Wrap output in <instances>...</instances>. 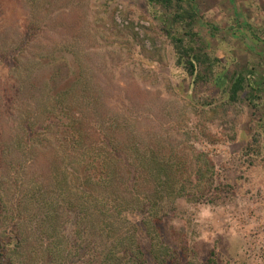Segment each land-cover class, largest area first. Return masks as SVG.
Returning <instances> with one entry per match:
<instances>
[{"label": "rangeland", "instance_id": "374dc122", "mask_svg": "<svg viewBox=\"0 0 264 264\" xmlns=\"http://www.w3.org/2000/svg\"><path fill=\"white\" fill-rule=\"evenodd\" d=\"M189 2L200 15L193 30L204 49L229 64L226 80L240 73L263 86L264 0ZM161 22L145 0H0V56L20 51L21 64L17 71L0 62V237L10 218L24 217L16 203L33 211L27 200L34 191L53 197L62 186L60 146L47 133L24 132L26 124L39 128L38 106L65 86V58L76 51L107 108L128 98L135 127L160 129L168 145L187 155L199 148L216 166L224 194L214 203L180 199L156 226L169 249L166 264H264V109L195 105L187 81L177 87L182 77Z\"/></svg>", "mask_w": 264, "mask_h": 264}, {"label": "trees", "instance_id": "16d2710c", "mask_svg": "<svg viewBox=\"0 0 264 264\" xmlns=\"http://www.w3.org/2000/svg\"><path fill=\"white\" fill-rule=\"evenodd\" d=\"M145 1L162 19L174 67L195 105L212 112L241 102L264 109V84L261 88L240 73L227 81L228 62L204 49L193 30L200 15L189 0ZM19 52L2 54L0 62L18 71ZM67 54L65 86L39 104V128L26 124L24 132L47 133L60 146L66 161L63 183L53 197L34 191L27 200L33 211L21 200L16 203L24 217L8 221L9 230L0 237V264H146L149 255L156 264H166L169 249L159 241L156 226L180 199L214 203L221 197L216 166L199 148L187 155L185 148L168 145L160 129L145 133L135 127L138 117L128 98L116 110L107 108L92 91L91 68L78 52ZM182 81L177 87L184 89ZM252 150L246 156L252 157Z\"/></svg>", "mask_w": 264, "mask_h": 264}]
</instances>
